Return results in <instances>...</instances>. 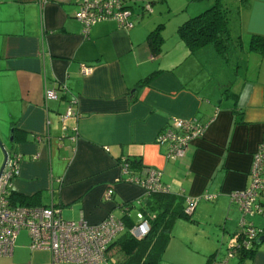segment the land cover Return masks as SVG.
Returning <instances> with one entry per match:
<instances>
[{
  "label": "crops",
  "instance_id": "crops-1",
  "mask_svg": "<svg viewBox=\"0 0 264 264\" xmlns=\"http://www.w3.org/2000/svg\"><path fill=\"white\" fill-rule=\"evenodd\" d=\"M140 1L123 0L132 28L103 20L85 35L77 19L81 0H0V140L20 159L11 203L52 205L64 219L90 225L109 214L122 219V204L148 207L128 176L154 169L170 193L198 201L188 220L174 223L163 258L171 250L183 264L189 244L191 254L204 252L199 264H212L238 241L241 215L230 195L248 187L264 142V51L248 50L253 35L264 37V0L238 7L233 36L241 44L226 56L211 45L193 53L176 31L162 33L153 55L147 38L162 16L146 18L154 11L143 6L134 11ZM48 90L55 99L46 98ZM68 110L73 115L64 117ZM173 118L204 126L180 159L157 143ZM122 158L139 165L124 175ZM108 189L113 195L105 200ZM259 199L262 213L250 218L260 231L254 251L228 264H264V193ZM200 227H208L201 248ZM183 230L190 234L178 239ZM0 264H51V255L31 251L23 229Z\"/></svg>",
  "mask_w": 264,
  "mask_h": 264
},
{
  "label": "built area",
  "instance_id": "built-area-1",
  "mask_svg": "<svg viewBox=\"0 0 264 264\" xmlns=\"http://www.w3.org/2000/svg\"><path fill=\"white\" fill-rule=\"evenodd\" d=\"M143 12L152 11L150 4L142 7ZM132 12L123 0H81L78 21L86 35L92 25L103 20H113L118 27H133ZM84 75L90 69L82 66ZM47 99H55L54 90L46 91ZM73 115L68 110L64 117ZM204 134V126L197 120L173 118L172 124L157 138V143L167 146V157L180 159L191 143ZM19 156L8 155L5 167L0 176V257H9L17 235L25 229L30 237L31 251H46L51 255V264H107L110 245L126 231L122 219L112 214L107 215L100 223L90 225L83 219L66 220L60 209L54 206L13 205L10 194L12 180L19 172ZM130 162L127 158L120 161L122 174H130ZM162 173L154 169L145 171L143 177L128 176V183L140 186L146 195L167 193L168 188L162 182ZM264 193V142L259 145L253 157L250 171V183L242 191L230 195V201L237 205L241 213L239 223V239L229 250L223 260H214L212 264H228V261L243 255L254 247L259 231L254 228L250 218L261 214L260 196ZM113 190L108 189L104 195L110 200ZM211 199V196L206 197ZM186 214H192L197 204L195 199H185ZM127 211V209H124ZM154 218L150 213L139 211V220L128 231L137 239H142L150 230V222Z\"/></svg>",
  "mask_w": 264,
  "mask_h": 264
},
{
  "label": "trees",
  "instance_id": "trees-1",
  "mask_svg": "<svg viewBox=\"0 0 264 264\" xmlns=\"http://www.w3.org/2000/svg\"><path fill=\"white\" fill-rule=\"evenodd\" d=\"M215 1L211 7L185 20L177 28L179 39L193 53L200 48L211 45L219 55L226 56L234 46L241 44V41H236V38L233 36L231 10L219 0ZM248 1L240 0L238 7L246 8L249 4ZM161 31L162 25H158L148 35V46L153 55H157L160 52V47L163 42ZM248 50L259 53L263 52L264 37L253 35ZM129 162L132 166L139 165L137 161L129 160ZM145 197L147 199L146 202H148V207L147 209L144 207L143 211L154 215V218L150 222L149 232L142 239L134 238L129 233L128 230L136 224L132 222L129 216V210L133 206L128 203L122 204L121 208L124 212L122 220L125 223L126 231L120 234L108 249L107 261L111 262V264H159L171 238V230L174 223L179 219H189L192 215L185 213L186 203L182 196H175L167 192L146 195ZM138 203L141 205L140 202ZM124 209H127V211ZM233 246H230L229 249ZM253 249L254 247L247 253L243 255L239 254L237 257L250 254L254 251ZM212 259L211 257L209 262H213Z\"/></svg>",
  "mask_w": 264,
  "mask_h": 264
},
{
  "label": "rangeland",
  "instance_id": "rangeland-1",
  "mask_svg": "<svg viewBox=\"0 0 264 264\" xmlns=\"http://www.w3.org/2000/svg\"><path fill=\"white\" fill-rule=\"evenodd\" d=\"M221 3L227 5L229 7V9L232 12V17H231V26L233 29V33L235 32V27H237V25H235V17L238 13V6H239V0H219ZM216 1L215 0H143L140 1L138 3V5L134 6V11L140 9L142 6L146 5V4H150L152 10L154 11V14H148L147 17H150L152 15H158L159 11L161 12V18L158 24H156V27L158 25H162V31L161 34H167L168 36H171V34L173 35V32L176 31L177 33V28L180 24H182V22H184L185 20H188L191 17H194L198 14H200L201 12H203L204 10H206L207 8L211 7ZM155 27V28H156ZM172 32V33H171ZM170 33V34H169ZM163 35V34H162ZM163 37V36H162ZM167 41V40H166ZM166 49H162V54L165 52ZM4 145V144H3ZM2 151L0 149V165L2 163ZM198 202V201H197ZM139 203H137V205H135L134 208L130 209L129 211V215L131 217V219L137 223L139 220L137 219V214H138V207ZM153 214L151 213V216ZM188 220V219H186ZM199 227V226H198ZM199 229V234H198V238L197 241L199 243H201V245H199V248H201L204 245V237L207 236V231H208V227H200ZM188 230H183L182 232H179L177 234V238H183V234H190V231L186 232ZM175 230H174V234H175ZM202 235V237H201ZM171 237H172V232H171ZM177 245H175V247L173 249H177L176 247ZM179 247V246H178ZM188 250L186 251V258L185 256L182 257V263L183 264H199V261L201 259V255L204 254L203 251H201V249H198L199 253H197V249H194L195 253L191 254L190 250L192 251L190 245H187ZM171 248V246H170ZM172 249V248H171ZM167 255L163 258L162 256V260H160L159 264H176L175 263V257L172 255V251L168 250L167 251ZM175 253V252H174ZM221 255H223V252H220ZM171 259V260H170ZM108 262V261H107ZM108 264V263H107Z\"/></svg>",
  "mask_w": 264,
  "mask_h": 264
},
{
  "label": "water",
  "instance_id": "water-1",
  "mask_svg": "<svg viewBox=\"0 0 264 264\" xmlns=\"http://www.w3.org/2000/svg\"><path fill=\"white\" fill-rule=\"evenodd\" d=\"M0 149H1L2 155H3V163H2V165L0 167V176H1V174L3 172V169L5 167V164H6L7 158H8V152L6 151V149H5L4 145L2 144L1 140H0Z\"/></svg>",
  "mask_w": 264,
  "mask_h": 264
}]
</instances>
